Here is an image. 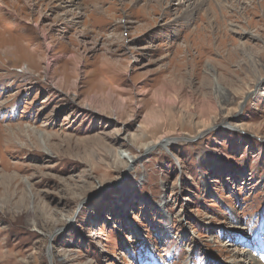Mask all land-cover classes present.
<instances>
[{
	"label": "rangeland",
	"instance_id": "obj_1",
	"mask_svg": "<svg viewBox=\"0 0 264 264\" xmlns=\"http://www.w3.org/2000/svg\"><path fill=\"white\" fill-rule=\"evenodd\" d=\"M222 1L0 0V264L262 260L264 0Z\"/></svg>",
	"mask_w": 264,
	"mask_h": 264
},
{
	"label": "bare ground",
	"instance_id": "obj_2",
	"mask_svg": "<svg viewBox=\"0 0 264 264\" xmlns=\"http://www.w3.org/2000/svg\"><path fill=\"white\" fill-rule=\"evenodd\" d=\"M189 1V0H188ZM219 2V4L220 5H222V6H224V2L222 1V0H218ZM223 2V3H222ZM77 3V2H76ZM187 2H185L184 4H186ZM189 4V3H188ZM183 4H181V3H179V6H182ZM190 5V4H189ZM189 5H187V6H189ZM68 6H70V5H68ZM186 7V6H185ZM193 7H198V5L197 6H194L193 5ZM62 8H64V7H62ZM74 8H77V7H74ZM78 9V8H77ZM193 11H194V9H192V8H190V7H187V8H185V10H184V12L186 13L187 12V14H190V15H192V13H193ZM66 16V15H65ZM72 16V15H71ZM180 17H182V16H180ZM180 17H178L179 19H181ZM177 18V16H176V18L175 19H178ZM48 70H49V68H48ZM31 74V73H30ZM216 89L218 90L217 92H219V93H217L218 95H220L221 97H222V92L224 91L219 85H216ZM156 144V143H155ZM167 144H169V141H165L164 142V144H162V146H167ZM154 145V144H153ZM149 147V146H148ZM146 150H147V148H146ZM120 156L121 157H123V154L122 153H120ZM128 162V161H127ZM261 224H263L264 225V223H261ZM259 225V228H258V230H257V233H255V235L254 236H250V235H246V236H243L242 235V237L244 238L243 240H240L239 242L240 243H242L245 247L246 246H248L251 242H254V240L255 241H257L259 238H262L263 237V234H264V231H262L261 230V228H262V225ZM238 231V230H237ZM259 246V248L262 246V248H263V250H264V242H263V244H261V246H260V244L258 245ZM261 248V249H262ZM246 253V254H245ZM245 253H244V256L246 257V260H248V262H249V264H264V257H262L261 259L262 260H257V258L255 257V256H253V255H251L250 253H248L247 251H245ZM228 264H237V263H234V262H230V263H228Z\"/></svg>",
	"mask_w": 264,
	"mask_h": 264
}]
</instances>
